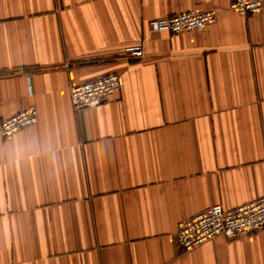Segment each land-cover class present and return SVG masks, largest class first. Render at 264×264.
I'll return each mask as SVG.
<instances>
[{"label":"crops","instance_id":"0c3cea01","mask_svg":"<svg viewBox=\"0 0 264 264\" xmlns=\"http://www.w3.org/2000/svg\"><path fill=\"white\" fill-rule=\"evenodd\" d=\"M232 0H0V264H264V228L190 251L177 225L264 194V6ZM213 9L173 34L153 18ZM141 45L144 55L126 53ZM116 72L104 103L73 84Z\"/></svg>","mask_w":264,"mask_h":264},{"label":"built area","instance_id":"2783aa9c","mask_svg":"<svg viewBox=\"0 0 264 264\" xmlns=\"http://www.w3.org/2000/svg\"><path fill=\"white\" fill-rule=\"evenodd\" d=\"M263 6L264 0H232L229 4L230 10L240 14L260 12ZM217 15V11L213 9H190L153 18L149 21V27L173 34L202 30L210 24H215ZM125 50V54L133 57L144 55L141 45H129ZM120 87L121 76L116 72L73 84L70 88L73 109L80 111L107 102ZM36 110L35 104H29L19 112L4 118L0 125L1 134L9 136L36 123ZM263 228L264 194L232 208H225L220 203L211 205L181 220L177 225L175 238L182 250L190 251L218 235L231 239Z\"/></svg>","mask_w":264,"mask_h":264}]
</instances>
